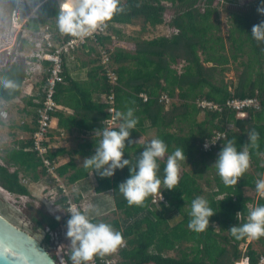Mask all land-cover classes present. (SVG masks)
Instances as JSON below:
<instances>
[{"label":"trees","instance_id":"trees-1","mask_svg":"<svg viewBox=\"0 0 264 264\" xmlns=\"http://www.w3.org/2000/svg\"><path fill=\"white\" fill-rule=\"evenodd\" d=\"M120 3L122 11L107 21V32L97 38L99 46L111 52L118 82H111L107 66L101 63L98 46L90 42L93 45L91 52L96 57L89 79L82 81L66 76L57 87L56 99L59 104L76 108V113L82 116L81 126L109 127L107 119L112 113L107 97L114 92L117 111L130 106L139 118L136 129L131 130L133 138L140 137L142 142L150 129H156L157 136L167 143L168 152L165 158H160L158 174L161 177L169 152L177 147L185 148L186 160L179 161L177 187L163 189L165 201L159 204L152 202L158 193L150 194L143 204L127 203L115 187L129 175L128 166L117 169L110 177L97 175V191L113 190L115 211L119 212V216L112 219L95 216L122 233L125 246L114 255L116 264H237L245 258L250 264H264L261 263L264 236L251 241L246 237L237 239L228 228L244 222L249 207L264 204V198H260L255 189L256 179L264 175V42H257L250 33L252 25L264 19L256 10L258 0L246 5H241L239 0H120ZM221 6L229 12L228 35L223 29ZM170 8L176 12L169 20L166 12ZM58 10L56 0H46L39 8V18L30 19L23 28L35 34L48 26L57 43H66L74 36L59 32L56 25ZM140 20L142 30L128 39L132 46L122 45L112 36L110 28H114L115 23L135 24ZM163 25L170 27L171 35H149ZM114 31L122 34L117 27ZM18 40L20 47L0 52V81L11 79L16 85L5 88L0 84L2 107L23 95L27 65L21 53L29 40L23 34ZM65 59L66 56L64 63ZM43 65L39 100L35 96L24 98L30 109L27 114L34 115V135L39 129V110L46 97V68L50 62L44 61ZM233 65L240 71L237 83L227 80ZM96 93L102 96L95 99ZM143 94H147L149 100H145ZM164 95L177 101L168 107L162 100ZM245 99L258 100L261 108H248L249 116L240 117L229 102ZM202 102L213 103L219 108L203 107ZM58 115L64 114L54 113V116ZM202 115L205 117L201 118ZM5 124L6 119L0 113V126ZM252 129L259 132L255 144L247 137ZM217 133H226L224 140L234 138L238 148L243 145L249 148V167L237 184L225 185L211 164L221 144L210 151L204 148L208 137L214 138ZM34 135L20 147L9 149L6 156H0V186L13 194L31 196L23 178L28 177L33 182L47 178L58 188L57 206L61 204L66 209L69 198L36 150ZM140 142L127 147L125 155H129L130 162H134L136 152L143 147ZM46 145L49 147L47 157L56 163L59 153L53 152L49 142ZM91 145L94 146V142ZM58 173L60 177L71 173L70 183L90 175L88 169L74 160L59 167ZM250 191H254V195L249 194ZM197 195L206 197L216 211L209 218V225L199 232L188 227L190 202ZM83 197L79 193L75 200L80 203ZM28 206L34 208L28 216L31 235L51 248V232L65 225L68 214L57 219L45 205L37 207L30 202ZM237 210H240L239 221L235 215ZM70 251L71 247L65 254L67 264H72ZM53 257L58 261L56 252Z\"/></svg>","mask_w":264,"mask_h":264},{"label":"clouds","instance_id":"clouds-1","mask_svg":"<svg viewBox=\"0 0 264 264\" xmlns=\"http://www.w3.org/2000/svg\"><path fill=\"white\" fill-rule=\"evenodd\" d=\"M122 9L120 0H61L56 25L61 33L83 38L90 36L98 27L104 26ZM256 10L264 16V0H258ZM250 33L257 42H264V19L254 23ZM0 84L5 88L16 86L11 79L2 80ZM115 118L119 119L117 127L103 126L94 130L93 139L95 136H99V139L94 140V151L83 158V167L88 169L90 174L110 177L117 169L128 166L129 175L115 188L119 189L129 205L143 204L145 198L154 193H159L160 200L163 199L162 190H171L179 183V161L186 160L185 148L177 147L167 154L164 175L161 177L158 174L160 158L168 152L167 143L158 136L143 142H140V137L131 136V130L136 129L139 119L133 107L116 111ZM258 136L256 129L247 133L248 141L252 144H255ZM217 141H220L221 146L211 164L215 166L225 185L237 184L249 167V148L246 145L238 148L234 138L224 140L221 133H217L214 138L209 136L204 142V147L207 148ZM138 142L143 147L136 152L134 162H130L129 155L126 156L125 152L129 145ZM255 189L258 196L264 198V175L256 179ZM63 210L69 213L65 221V236L72 246L69 254L72 264H88L95 255L103 256L113 252L123 243L121 231L115 229L112 224L95 218L99 214L96 205L88 204L81 209L71 203L69 197L67 207ZM215 212L206 197L195 196L190 202L188 227L197 232L204 230ZM235 215L239 221L240 210H237ZM56 218L60 219V216L57 215ZM228 228L237 239L264 236V204L258 203L249 207L246 220L234 223ZM243 264H248L247 258Z\"/></svg>","mask_w":264,"mask_h":264},{"label":"crops","instance_id":"crops-1","mask_svg":"<svg viewBox=\"0 0 264 264\" xmlns=\"http://www.w3.org/2000/svg\"><path fill=\"white\" fill-rule=\"evenodd\" d=\"M173 14L172 17L174 16ZM167 17L169 20L172 18L170 17V15L168 16V14ZM139 22L141 23V20ZM131 25L133 24L115 23L113 25L114 28L117 27L119 30H121L122 34L119 31H114V28H110L112 36L116 39H119L120 43L127 47L132 46V42L128 41V39L137 36L141 31L138 30L135 33L131 31L127 32L125 30L126 27ZM22 27L24 26L22 25L21 28ZM45 27L47 26H44L41 29H44ZM155 30L151 31L150 34H153ZM127 42L129 44H127ZM91 46L93 45L89 43L88 45L78 47L70 55H66L64 68L67 78L73 77L74 79L82 81L89 79L90 71L95 64L94 59L96 57V54L94 52H91ZM42 71L43 68L36 72L34 78L31 81H25V83L23 82V95L20 98L15 101L7 102L5 104V107H3L9 112V118L6 119L5 125L0 126V156H6L9 149L20 147L21 143L31 139L34 135L32 131V128L34 127V115L27 114V109H30L27 108V104L24 101V98L27 96H35L37 97V100H39L41 95V85L43 83ZM100 96L102 95L96 93L95 99H98ZM65 99L70 100V98L68 97H65ZM60 106L61 107L58 111L62 112L64 115L55 116L49 142L51 148L53 149V152L59 153L58 157L56 158V164L59 168L74 160L77 164L82 165L81 162L83 158L86 155H90L94 150V146L91 145L92 142H94V139L99 136H95L93 139V132L96 128H92L86 125L81 126L79 124L82 116L76 113L75 107L61 103ZM154 136H157V130L150 129L147 135L143 138L142 142L147 141ZM2 161L4 160L2 159ZM71 173L66 175L65 177H62V182L72 192L74 198L79 193L83 194L84 197L80 202V206L82 209L85 208L88 204H94L99 209V214L97 216L108 217L109 214H117L114 216V218L119 216V212L115 211L114 191H97V186L99 184L97 174L92 173L88 177L70 183ZM23 180H26L27 185L29 186V189L31 191V196H29V198L39 197L40 195H50L51 197L49 198V200H51L50 204L52 205V211H50L59 216L66 214V211L63 210L64 208L61 204L57 206L59 201L58 188L53 186L49 179L43 178L39 182H33L30 180V178L25 177L23 178ZM52 196L53 199H51ZM60 228V231H66L65 225L61 226ZM113 253L116 252L113 251L105 255H113Z\"/></svg>","mask_w":264,"mask_h":264},{"label":"built area","instance_id":"built-area-1","mask_svg":"<svg viewBox=\"0 0 264 264\" xmlns=\"http://www.w3.org/2000/svg\"><path fill=\"white\" fill-rule=\"evenodd\" d=\"M105 32H107V22L104 26L98 27L90 36H86L83 38L74 36L71 37V39H69L66 43L60 44L54 40L52 33L50 32L49 27L47 26L44 29H41L40 31L36 32L35 34H31L32 38L28 43L32 47L31 52L26 54L24 52L21 53L24 56L27 65V76L24 80V83L25 81H31L38 70L43 68L44 71V67L42 65L44 61L50 62V65L46 68L48 75L46 97L43 106L39 110V129L34 135L35 146L36 150H38L40 152V155L43 156L44 164L48 168L49 173L52 174L54 178H56L57 181L61 183V188H63L65 195H67L68 198L71 197V203L75 204L78 207H80V203L75 200L72 195V192L62 182V177H60L58 173L57 164L47 157L49 147L46 145V143L50 142L49 134L51 129L53 128V121L55 119L54 113L57 112L61 107L56 99V94L57 87L66 79L64 68V56L70 55L78 47L88 45L90 42H93L95 45L98 46V50H100L101 63L107 66V74L111 82L114 84L118 82L119 75L115 67L112 65L111 52L107 48L99 46V43L97 41L98 36ZM5 50L9 49L5 48L4 50H0V52ZM143 96L145 97V100H149L147 94H143ZM162 100L166 101L168 104L173 102V99L168 95H164ZM107 101L111 103L109 110L112 113V116L107 119V122L110 127H114L119 123V119L115 118L117 106L114 92L109 94V96L107 97ZM201 105L203 107H210L216 109L219 108V106L213 105V103L210 102H202ZM229 106L236 109L240 117L249 116V113L246 110L248 108H261L260 102L256 99L234 100L229 102ZM0 113L5 119L9 118V112L2 106H0ZM221 134H223V139L226 138V133ZM219 143L220 141H217L215 144H211L209 147L204 148L207 151H210L213 147L218 146ZM23 182L27 183L26 180H23ZM10 194L19 196L23 199L29 198L28 195H18L13 194L11 192ZM164 201L165 197L163 196V199L160 200V194L158 193L154 195L152 202L155 204H159L160 202ZM67 214L69 215L68 212ZM60 236V229L51 232V248H53V250H55V252L57 253L58 261L67 264L65 255H63V257L58 256V249L61 247ZM124 246L125 242L123 241V243L114 252L117 253L119 248ZM116 253H113V255L110 257L95 255L93 259L89 261V264H116V258L114 257ZM240 262H238L237 264H240ZM247 262L248 264H250L248 258ZM261 263H264V257L261 259Z\"/></svg>","mask_w":264,"mask_h":264},{"label":"rangeland","instance_id":"rangeland-1","mask_svg":"<svg viewBox=\"0 0 264 264\" xmlns=\"http://www.w3.org/2000/svg\"><path fill=\"white\" fill-rule=\"evenodd\" d=\"M252 1L254 0H239L241 5H246L247 3H250ZM13 10H14V0H0V50H4L5 48L11 50L15 47L17 48L20 47L21 41L18 40V37L21 34H23V37L25 39H28L29 41L32 38L29 30L23 27L21 28L20 25H19L20 27L19 28L17 25L14 24ZM220 10H221V19L223 21L224 33L228 35L229 33V22H228L229 12L227 11V8H225L224 6H221ZM175 12L176 10L169 9L167 11V14L168 16L170 15V17H172V14ZM141 23L137 21L135 24L131 26H127L125 30L127 32L131 31L134 33L137 32L138 30H142V28L140 27L142 26ZM164 34H168V35L172 34V31L168 27V25L157 27L154 33L150 35L157 36V35H164ZM127 44L129 43L127 42ZM9 47H12V48H9ZM31 49L32 47L29 44H27L23 52L25 54L30 53ZM239 74H240V71L236 69V67L233 65L232 70L227 73V80L230 82L232 81V82L237 83L239 79ZM174 101H177V100L173 99V102ZM173 102L169 103L168 107H171ZM202 117H204V115L201 116V118ZM249 194L254 195V191H250ZM50 197H51L50 195L49 196L40 195L39 197H35V198L23 199L19 196L10 194V192H8L7 190H5L3 187L0 186V214L6 217L7 219H9L14 224H16V226H18L19 228L26 230L27 232L32 234L31 228L29 226L30 220H28V216H30L29 214L31 213V211H33L34 208H32L31 206H28V204L30 202H33V204H35L37 207L41 205H45L47 207L46 208L47 210L52 211L51 209L52 205L50 204L51 200H49ZM58 197L60 199L59 194H58ZM51 199H53V196ZM115 215L109 214L107 218L112 219L114 218ZM176 219L178 220V217ZM60 232H61V236H60L61 247L58 249V256L63 257V255H65L70 249V247L72 246H71V243L68 241V238L65 236V232L63 230H61ZM248 241H251V239H249ZM46 249L53 256V253L55 252V250H53V248H48L47 246H46ZM57 263L64 264L61 261H57Z\"/></svg>","mask_w":264,"mask_h":264},{"label":"water","instance_id":"water-1","mask_svg":"<svg viewBox=\"0 0 264 264\" xmlns=\"http://www.w3.org/2000/svg\"><path fill=\"white\" fill-rule=\"evenodd\" d=\"M46 0H14L13 21L24 25L39 18ZM60 6L61 0H56ZM0 264H58L46 247L26 230L0 214Z\"/></svg>","mask_w":264,"mask_h":264},{"label":"bare ground","instance_id":"bare-ground-1","mask_svg":"<svg viewBox=\"0 0 264 264\" xmlns=\"http://www.w3.org/2000/svg\"><path fill=\"white\" fill-rule=\"evenodd\" d=\"M243 261H244V260H242V261L240 262V264H243Z\"/></svg>","mask_w":264,"mask_h":264}]
</instances>
